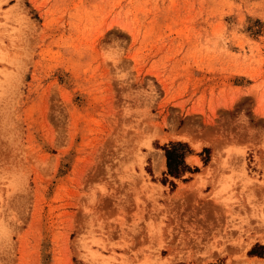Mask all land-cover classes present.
<instances>
[{
	"label": "rangeland",
	"instance_id": "obj_1",
	"mask_svg": "<svg viewBox=\"0 0 264 264\" xmlns=\"http://www.w3.org/2000/svg\"><path fill=\"white\" fill-rule=\"evenodd\" d=\"M251 260L264 0H0V264Z\"/></svg>",
	"mask_w": 264,
	"mask_h": 264
},
{
	"label": "trees",
	"instance_id": "obj_2",
	"mask_svg": "<svg viewBox=\"0 0 264 264\" xmlns=\"http://www.w3.org/2000/svg\"><path fill=\"white\" fill-rule=\"evenodd\" d=\"M163 154L165 157L166 174L172 177H179L185 171H189L188 166L184 163V156L190 153L185 143L182 142H170L162 146ZM248 255L262 254L256 253L250 249L247 252Z\"/></svg>",
	"mask_w": 264,
	"mask_h": 264
},
{
	"label": "crops",
	"instance_id": "obj_3",
	"mask_svg": "<svg viewBox=\"0 0 264 264\" xmlns=\"http://www.w3.org/2000/svg\"><path fill=\"white\" fill-rule=\"evenodd\" d=\"M163 160H162V167H163V169H166V166H165V157H164V154H163ZM184 158H185V156H184ZM183 158V160H184V163L188 166V164L185 162V159ZM188 168H189V166H188ZM189 170H190V168H189ZM166 172V171H165ZM185 172H188V171H185ZM168 175V174H167ZM170 176V175H169Z\"/></svg>",
	"mask_w": 264,
	"mask_h": 264
},
{
	"label": "bare ground",
	"instance_id": "obj_4",
	"mask_svg": "<svg viewBox=\"0 0 264 264\" xmlns=\"http://www.w3.org/2000/svg\"><path fill=\"white\" fill-rule=\"evenodd\" d=\"M250 263L251 264H264V261H258V260L257 261H253V260H251Z\"/></svg>",
	"mask_w": 264,
	"mask_h": 264
}]
</instances>
